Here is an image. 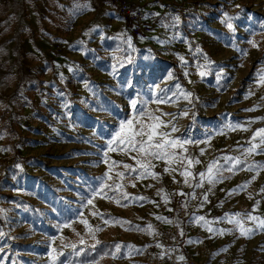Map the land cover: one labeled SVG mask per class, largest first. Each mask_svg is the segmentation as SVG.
<instances>
[{"label": "rangeland", "instance_id": "1", "mask_svg": "<svg viewBox=\"0 0 264 264\" xmlns=\"http://www.w3.org/2000/svg\"><path fill=\"white\" fill-rule=\"evenodd\" d=\"M261 70L264 0H0V264H144L177 205L196 264H264ZM128 119L190 143L130 152Z\"/></svg>", "mask_w": 264, "mask_h": 264}, {"label": "snow or ice", "instance_id": "2", "mask_svg": "<svg viewBox=\"0 0 264 264\" xmlns=\"http://www.w3.org/2000/svg\"><path fill=\"white\" fill-rule=\"evenodd\" d=\"M227 26L231 29L233 27V25L231 23H228ZM253 46H257L254 42H253ZM200 75L203 77L205 75L204 72H201ZM257 80L259 83L264 84V70H261V72L258 74L257 76ZM60 95H63V93H60ZM187 96H190L191 94L188 93L186 94ZM132 107L133 109H135L136 107V102L133 101L132 102ZM140 115H143V113L141 112ZM185 115H187V113H185ZM254 121H249V123H253ZM127 123L130 126V134L125 137V136H121L120 133H117V136L119 137V140L117 141V143L122 144L124 146L127 147L128 151L132 152V151H137L140 153H143V155L145 157H153L156 159H164L166 156L169 155H174V153H170L168 151H166L167 148L173 146V145H182V144H186V143H190V141H181L179 139H173V140H168L165 141V137L167 135H169L168 133H164L162 135L159 134H154L151 132H146L143 128V126H141L139 129H135L133 130L131 128V125L133 124V120L132 119H128L126 121H122L121 122V127H123V125ZM235 130V128H239L242 131H247V127L244 126H240V125H236V126H232ZM177 129L175 127H173L172 131H176ZM147 137V139H144V137ZM158 136V138H157ZM139 137V139H138ZM259 140V143H255L256 140ZM109 144L112 143L111 140H109L108 142ZM249 143V147L246 150L248 154H253L257 151V149H261L264 150V128L258 129L256 130V132L254 133L253 137L250 138V140L248 141ZM133 159H135V157H133ZM225 161H231L232 163L229 165V167L226 169L229 172H233L236 167L243 163L242 161L234 158V157H224ZM189 163H191L192 161L189 159L188 161ZM198 162V161H197ZM123 167L125 169L130 170L131 172H136L137 170L135 168H133L132 166L128 165V164H124ZM143 167V166H142ZM255 167H259L258 165H250L248 166V170H252ZM215 168V171H214ZM170 169L166 168L165 171H169ZM149 173L147 171V169H145L144 171V175L147 176ZM120 176H124V173H120ZM181 175H184L185 177H187L189 175L188 171L185 170L184 172L181 173ZM201 183L203 182V178L205 177V175H207V179L209 183H217L220 180H223L224 177L222 175L221 169L219 166L213 165V166H209L208 168V172L207 174L205 173H201ZM187 183V179L185 181ZM197 186H200L199 184ZM118 187H122V185L118 186ZM103 189L101 188V191ZM240 189H233L232 192H236L239 191ZM96 190L93 189V194H95ZM232 193H229V195H231ZM181 195H183V193H181ZM124 199H128L127 194L124 195ZM137 200H142V197H138L135 198ZM205 201L207 200V196L204 197ZM88 204H91L92 201L91 199L87 200ZM158 219H161L160 217H158ZM199 221L201 222H205V217L204 216H200L197 218ZM225 219H227L229 222H233V219L228 217L227 214L225 216ZM248 219L252 222H254L255 227L257 230L259 229H264V219L256 217L254 215H249ZM109 220H104V223H109ZM120 223H123V221H120ZM214 223V222H213ZM235 223L240 224L239 220H235ZM150 227V226H149ZM212 232H216V229H209ZM182 234V233H181ZM254 234V230L249 228V229H242L241 231V235H246L249 238L251 237V235ZM189 243H193L192 241H189ZM117 248L120 247V245H116ZM4 257L2 255H0V261H3ZM181 260H183L184 258L181 257Z\"/></svg>", "mask_w": 264, "mask_h": 264}, {"label": "built area", "instance_id": "3", "mask_svg": "<svg viewBox=\"0 0 264 264\" xmlns=\"http://www.w3.org/2000/svg\"><path fill=\"white\" fill-rule=\"evenodd\" d=\"M202 194L203 189L198 186L193 190L192 198L198 199ZM176 210V221L173 219L159 233L158 243L144 252V264H196L190 248L184 242L182 221L188 210L183 205H177ZM181 257L184 259L181 260Z\"/></svg>", "mask_w": 264, "mask_h": 264}]
</instances>
